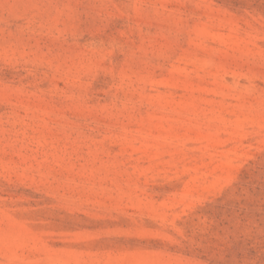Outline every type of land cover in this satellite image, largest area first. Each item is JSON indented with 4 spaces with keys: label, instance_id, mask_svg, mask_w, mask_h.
Wrapping results in <instances>:
<instances>
[{
    "label": "rangeland",
    "instance_id": "374dc122",
    "mask_svg": "<svg viewBox=\"0 0 264 264\" xmlns=\"http://www.w3.org/2000/svg\"><path fill=\"white\" fill-rule=\"evenodd\" d=\"M0 264H264V0H0Z\"/></svg>",
    "mask_w": 264,
    "mask_h": 264
}]
</instances>
